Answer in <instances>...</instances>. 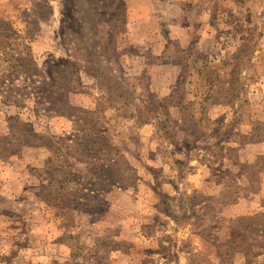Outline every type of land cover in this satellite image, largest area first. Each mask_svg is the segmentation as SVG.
Listing matches in <instances>:
<instances>
[{"label": "rangeland", "instance_id": "1", "mask_svg": "<svg viewBox=\"0 0 264 264\" xmlns=\"http://www.w3.org/2000/svg\"><path fill=\"white\" fill-rule=\"evenodd\" d=\"M135 3L0 0V264H264V0Z\"/></svg>", "mask_w": 264, "mask_h": 264}, {"label": "crops", "instance_id": "2", "mask_svg": "<svg viewBox=\"0 0 264 264\" xmlns=\"http://www.w3.org/2000/svg\"><path fill=\"white\" fill-rule=\"evenodd\" d=\"M132 5L133 12L140 21L160 24L159 29L150 30L145 33L143 39L149 41L151 45L150 52L158 55L165 51L168 39H177L182 47L191 42L195 36L198 41L195 45L198 49H205V41L209 40L208 33L202 30L197 24L198 15H196L197 0H134ZM188 5H191L190 10ZM187 15V16H186ZM191 15V17L189 16ZM196 16V17H195ZM188 19L189 21H186ZM197 23V24H196ZM197 29L195 30V26ZM165 25L166 29L162 27ZM161 26V28H160ZM202 27V26H201ZM153 80H157L155 87L162 90V94L169 92L168 87L174 83L179 76L180 66L174 63H161L149 66ZM166 86V87H165ZM164 87L166 88L164 90Z\"/></svg>", "mask_w": 264, "mask_h": 264}]
</instances>
